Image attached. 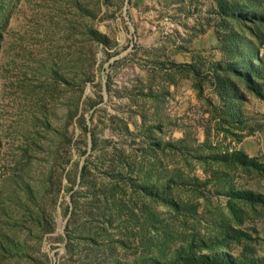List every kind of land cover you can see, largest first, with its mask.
<instances>
[{
	"label": "rangeland",
	"instance_id": "rangeland-1",
	"mask_svg": "<svg viewBox=\"0 0 264 264\" xmlns=\"http://www.w3.org/2000/svg\"><path fill=\"white\" fill-rule=\"evenodd\" d=\"M0 264H264V0H0Z\"/></svg>",
	"mask_w": 264,
	"mask_h": 264
}]
</instances>
